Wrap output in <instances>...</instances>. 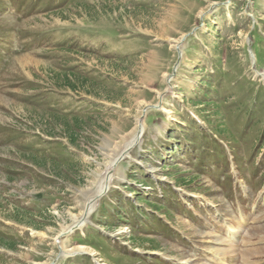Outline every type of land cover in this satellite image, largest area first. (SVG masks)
Listing matches in <instances>:
<instances>
[{"label": "rangeland", "instance_id": "obj_1", "mask_svg": "<svg viewBox=\"0 0 264 264\" xmlns=\"http://www.w3.org/2000/svg\"><path fill=\"white\" fill-rule=\"evenodd\" d=\"M1 4L0 264H264V0Z\"/></svg>", "mask_w": 264, "mask_h": 264}, {"label": "bare ground", "instance_id": "obj_2", "mask_svg": "<svg viewBox=\"0 0 264 264\" xmlns=\"http://www.w3.org/2000/svg\"><path fill=\"white\" fill-rule=\"evenodd\" d=\"M142 133H143L142 126L139 123V120L137 118L135 128L130 133H128L127 135L122 137L123 138V144H121L118 147V150H116L111 156L107 157L108 161L105 165V170L100 175V179H99V182H98V185L96 186V188L94 190L89 189V191L87 190L86 192H84V195L86 198L84 206L81 209L79 208V210H81L80 215L73 217L74 225L76 224L75 227H79V226L84 224L86 216L92 211L97 200L105 192H107L108 189L111 187V185L113 183V179L115 178L113 174H114L115 170H117V168H116L117 164L126 156V154H128L127 152L130 148L133 149L134 146H136V145L138 146L140 144L141 139H142ZM139 134H141L140 137H139ZM238 229H239V227H238ZM255 235L256 234L253 233V236H255ZM260 238H262V237L260 236ZM261 251L262 250H260L259 248H249L248 249V255L251 258H255V257H258L259 255H261V253H260Z\"/></svg>", "mask_w": 264, "mask_h": 264}, {"label": "trees", "instance_id": "obj_3", "mask_svg": "<svg viewBox=\"0 0 264 264\" xmlns=\"http://www.w3.org/2000/svg\"><path fill=\"white\" fill-rule=\"evenodd\" d=\"M66 75V74H65ZM66 79H69V77L66 75ZM72 88V87H71ZM211 107H215V109L217 110L218 109V106L215 104V103H212L211 104ZM211 115L212 114H209V116L206 118V119H208L209 121H212L211 119L212 118H210L209 119V117H211ZM214 115V114H213ZM196 159H197V157H196ZM170 189V188H169ZM172 191V190H171ZM119 204H120V206L122 205V204H124V203H129V201L126 199V200H124V201H119L118 202ZM118 204V205H119ZM115 209H118V207L117 208H115ZM114 210V209H113ZM117 218H116V221H122V219H124L123 217V213L122 212H120L119 211V214H117V216H116ZM131 217H135V218H139L140 216L139 215H132ZM107 218H108V216H107ZM109 218H110V216H109ZM160 226H150L149 228L150 229H152V230H156L157 229V227L158 228H165V229H167V227L164 225V224H159Z\"/></svg>", "mask_w": 264, "mask_h": 264}, {"label": "water", "instance_id": "obj_4", "mask_svg": "<svg viewBox=\"0 0 264 264\" xmlns=\"http://www.w3.org/2000/svg\"><path fill=\"white\" fill-rule=\"evenodd\" d=\"M178 47H179V46L177 45V47H176V48H178ZM151 107L155 108V106H151ZM140 119H141V118H140ZM140 119H139V120H140ZM139 133H140V132H139ZM140 135H141V134H139V137H140Z\"/></svg>", "mask_w": 264, "mask_h": 264}]
</instances>
